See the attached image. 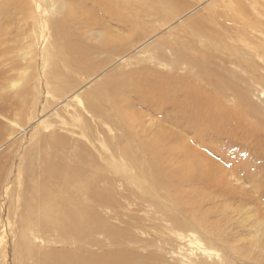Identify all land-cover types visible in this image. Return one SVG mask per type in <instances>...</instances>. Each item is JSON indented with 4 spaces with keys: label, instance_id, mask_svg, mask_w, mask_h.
I'll list each match as a JSON object with an SVG mask.
<instances>
[{
    "label": "bare ground",
    "instance_id": "6f19581e",
    "mask_svg": "<svg viewBox=\"0 0 264 264\" xmlns=\"http://www.w3.org/2000/svg\"><path fill=\"white\" fill-rule=\"evenodd\" d=\"M62 1L56 16L47 20L40 0L0 1V34L7 35L5 43H11L12 30L38 27L37 57L46 63L52 55L54 85L60 90L51 97L56 99L49 101L50 106L43 108L40 89H45L46 82L32 74L17 93L1 96L21 99L31 107L29 95L37 92L35 103L41 113L29 121L27 130L32 132L42 125L52 128L50 115L58 116L61 108L70 113L68 107L79 103L89 115L83 124L78 123L82 135L85 126L97 124L110 151L105 153L98 144L104 146V139L87 136L83 142L78 136L73 150L65 149L61 156L58 149L67 148V139L74 138L60 137L55 131L42 142L39 174H45L44 183H54L56 192L73 204L51 198L49 194L54 193L43 184L38 187L43 191L32 192L20 183L15 200L16 229L12 231L10 223L0 221V264H162L174 252L177 264H210L209 257L215 259L213 255L218 254L204 246L196 231L222 245L229 256H218L234 264L236 250L214 229L211 213L188 199L186 189L199 172L193 167L200 165L206 180L215 179L212 170H217L212 169L215 161L210 156L214 152L226 163H234V168L235 162L242 161L241 169L250 174L247 177L253 190L264 186V113L251 98L254 84L264 87V0ZM198 6L201 8L189 14ZM149 18L159 24L149 27ZM115 25L124 30L115 29ZM40 28L45 31L43 37ZM162 28L169 30L156 41L151 39L155 42L141 51H151V57H140L132 66V61L125 59L128 51ZM242 34L250 43L243 51L236 44ZM99 53L123 56L125 62L105 73L114 59L96 60ZM230 64L241 71L234 72ZM16 65L13 62L10 70L4 71L0 62V91ZM94 68L97 74L103 71L90 79ZM71 70L86 72L88 78L73 85ZM61 102L62 106L56 107ZM136 106L143 112L135 115ZM53 109L54 113L45 115ZM61 120L53 128L73 133L64 117ZM21 128H15L17 133ZM1 158L0 184L11 159L8 155ZM243 174L240 171L235 180L240 182L236 189L244 195L251 183H246V188L240 181ZM83 179L86 184L79 196L64 195ZM108 193L132 199L134 207H105L103 204H110ZM1 195L0 213L6 217L12 200L7 188ZM178 239L184 247L178 252L168 250L166 243Z\"/></svg>",
    "mask_w": 264,
    "mask_h": 264
},
{
    "label": "rangeland",
    "instance_id": "374dc122",
    "mask_svg": "<svg viewBox=\"0 0 264 264\" xmlns=\"http://www.w3.org/2000/svg\"><path fill=\"white\" fill-rule=\"evenodd\" d=\"M0 1L4 2L5 0H0ZM40 1L42 7L45 10H47V15L45 16L44 20L49 19V17L53 15L56 16V10L60 6L61 2H63L62 0L61 1L40 0ZM200 6L202 7L204 5L201 4ZM200 6H198V8L195 7L196 9H192V11H190L189 14L198 10ZM204 13L208 14L207 11H205ZM153 16L154 15H152L151 17L155 19L156 16L155 17ZM152 18H149L147 20V23L149 22L148 26L150 25L149 27H152L153 24L156 26L159 24L158 21H156V23H151L153 20ZM1 20L3 21V19ZM116 28L117 29L122 28V30H124L122 26L115 25V29ZM38 29H39L38 27L36 28V30H34L33 27L23 26L22 31L20 32L19 30L16 31L12 30L11 34L13 35V39L11 43H5V37L7 36L6 34H0V62L3 63L2 69L4 71H9L13 62L17 64L16 68L7 74L8 75L7 83L2 87L0 91V96L2 94L9 96L10 94L13 95L17 93L18 90L22 89L25 86L24 85L25 78H27V76H31L32 74H34L36 78H40V79L42 78V80L46 82V87H44L45 89H40V91L42 92V95L40 96L43 98H41L39 102L43 103L44 105L43 108H47L48 106H50L49 101L55 98V97L53 98L51 97L58 94L60 90L54 85L55 78L53 77V72H52L54 59L52 58V55L50 59L47 60L46 63H41V58L37 57V52L40 51V46L38 45V39H37V36L39 35ZM167 30L169 29L162 28L159 33L155 35H151V37L144 40L143 41L144 43L141 42L142 43V44L140 43L141 45L137 44L133 50L128 51V53L125 55V59L130 62L132 61L131 64L133 66L134 64L137 65L140 62L139 59L141 58L147 59L149 56L151 57L152 54L151 51L150 52L149 51L141 52V51L145 49L147 46L149 47L150 45H152V43H154L160 37V35H164V33H166ZM39 31H41L43 37V33L45 32L44 29L40 28ZM257 35L259 36L260 34L258 33ZM262 35L260 36L263 37L264 35L263 36ZM238 38H239L238 42L233 40V38L231 41H233L234 43L237 42L236 44L237 45L239 44L238 46L242 51L245 50L246 46L247 48L250 47V43L248 42L249 40H244L245 35L242 34L241 38L240 37ZM151 39L152 40L154 39L155 41L152 42ZM262 40L263 39L261 38L260 42H262ZM243 42L245 43V47ZM257 42L259 43V40H257ZM52 49L53 47H50V50ZM99 54L95 56L96 60L103 59L105 61L109 60L112 62V60L114 59L112 62V66L105 67L104 69L105 73L106 70L108 69L112 70V68L115 67V65L122 63V61L125 62V60L122 58L123 56L120 58L116 54L110 55L104 53L101 54L102 56ZM104 55L105 57H103ZM133 55L136 56V58H138L135 59L137 62L134 60L135 57ZM27 63H29V65ZM228 66L234 72L241 71L238 67L234 65L230 64ZM102 71H100L99 73H102ZM70 72L74 73L73 85H76L78 82H81L82 79H84L85 77L88 78V74L86 72H82V71L73 72V70H71ZM96 72L97 69L95 68L91 69L90 75L92 76L90 77V79H92L93 76L99 74V73L97 74ZM229 76H231L232 79L238 82L240 81L238 77H234L233 73H229ZM253 91H251V98L252 99L254 98L253 102L255 101L254 103L257 104L264 113V109H263L264 87L261 85L254 84ZM64 92L67 93V90H65ZM36 94L37 92H32L31 95H29L32 101L30 103L31 107H26L24 101L21 99L18 100L15 98L10 100L9 98H5L2 96L0 97V136H1L0 159H2L1 157H3L4 155H8L11 158L9 166L3 171L4 180L0 184V198L2 197L1 191L4 188H7L8 195L12 200V203L9 206V212L7 216L3 217V215L0 213V221L3 220L5 223L6 222L10 223L9 229L12 231L16 229L19 223L16 214L17 205H15V200H16V195L19 191L20 183H23V189L27 187L31 190H34L32 192L43 191L38 188L39 185L43 184L46 190L54 193L53 195L49 194L51 198L53 197L56 199L64 200L67 203L70 202L63 195H59L61 193L58 194L56 192L57 190L56 188H54L55 186L54 183L50 182L48 183V185L44 183L47 181L42 178V176L46 177L45 174L43 173L39 174L40 171L37 167L42 158V154L40 153V146L44 147V145H42V142L47 140L50 134L54 131L57 132V134L60 137L68 136L69 138H74L72 140L67 139L68 140V143L66 144L67 148H63L64 147L63 146L62 148L58 149L59 154L63 156V152L65 149L73 150V146H74L73 142L78 136L84 139L83 142H85V140L87 142V138H86L87 136L91 137L92 139H96V137H98L99 139L100 138L104 139V137L100 135V130L98 128V125L95 123H92L91 126H85V132L82 135V128L78 123L83 124V120L85 119L86 116L89 115L85 114V112L82 109V106H80L79 103H77L78 105L74 103V106H72V108L68 107V109H72L70 113H67V111L62 108H61L62 111L59 112L58 116L52 114L54 113V109L51 112H49V110L48 111L46 110L44 112L46 113L45 115H47L48 113L49 115L52 114L50 115L51 117L48 118V123L49 122L52 123L53 127L54 126L56 127L57 126L56 123L62 121L61 118L64 117L66 122H68L66 126L70 128L73 131V133L68 134L66 132L61 131L60 128L50 127L46 129L45 125L40 126V129L38 131L32 132V130H27L29 129V121L33 119L34 114L36 117H39L41 113V111H39L38 103H35V99L37 97ZM69 94L70 95H68L67 98L71 100L72 91L69 92ZM72 99L75 100V96L72 97ZM81 100H84L86 102V100L82 96H81ZM62 103L64 102H61L56 107L62 106L61 105ZM132 112L135 115H137L143 112V110L140 107L136 106V108H134ZM106 123L112 125L113 122L106 121ZM18 125L22 126L21 131L19 133H17V131L15 130V128ZM72 135L75 136L73 137ZM38 139L39 141H37ZM103 143L104 146L100 141H98V144L103 148V151L105 153H109L110 151L109 142L107 141V139H104ZM48 147L53 149V147L50 146L49 144ZM238 147L239 146H233V148L236 149H239ZM44 150L47 151L46 148ZM210 156L212 157L211 159L215 161L214 163H212V169L214 168L217 171L212 170L210 167H208L207 169L212 170L215 179H210V181L206 180V177H204L203 175V171H202L203 168H201L200 165L197 167H193V171L196 172L199 171V172L198 174L196 173V177H194L190 181L192 182L191 184L192 186L191 187L189 186L186 189L187 194L191 197L188 199L191 201H197L198 204L201 205L203 211H208L211 213L210 221L212 224H214V229L220 231V233L223 234V236L225 235L224 237L227 238V239L225 238V241L228 242L229 246L233 247L236 250V253L234 250L235 256L232 258L234 260V264H264V188H263L264 186L259 188L256 187L253 190V188L251 187L252 183L248 181V177H247V175L250 174L249 173L247 174L246 172H244L243 169H241L242 161H240L241 164H239V162H235L238 165L236 166V168H234L235 164L233 162H232L233 164L226 163L223 160L222 156L217 154L216 152H214V154ZM123 157L127 158L125 156ZM13 163L16 165L15 167H13ZM250 164H252L253 167H255L256 165V163L253 162H251ZM240 171L241 173H244L243 176L241 175L242 179L240 181L243 182L244 184L251 183L250 185L248 184L250 191L244 195L241 189H236V187L240 182L239 183L236 182L235 176L238 175ZM11 172H12V178H11ZM232 172L233 173L238 172V173L233 174ZM80 181L82 182L78 183V185H76L77 187L70 188L71 193L65 190L64 195L72 198L79 196L81 194L80 193L81 187L86 184L84 179ZM248 185L246 186V188L248 187ZM112 194L113 193H108V198H110V204H103L105 207L109 206L112 209L115 208L128 209L134 207L132 199L130 200L126 197H120V196L117 197L114 194L113 195L116 197H112ZM82 198L85 199L86 195H82ZM69 204H73V203L70 202ZM78 205L82 208L80 204ZM142 213L143 215L147 214L146 211H143ZM116 224L118 223L116 222ZM196 234H197L196 237L200 238L204 246L214 249L216 251L215 253L218 255L226 254L229 256V254L222 245L220 246L217 243L211 242L208 238H205L204 235L199 234V232L197 231ZM180 242L181 239L172 241L171 242V244L173 243L172 245L169 242H167L166 247L168 248V250H172L173 252L174 251L178 252L180 250L179 247L182 248L184 247L185 244L181 242L182 243L181 245ZM146 252H147L146 250H143V253ZM171 254L172 253H169L167 255L168 261H165L162 264H168L167 262H170V264H175V262L176 264L178 263L177 262L178 256L174 255L176 253L174 252L172 255ZM218 255H213L214 257H216L215 259L209 257L208 259L209 263L228 264V262L224 259L222 255L220 256Z\"/></svg>",
    "mask_w": 264,
    "mask_h": 264
}]
</instances>
